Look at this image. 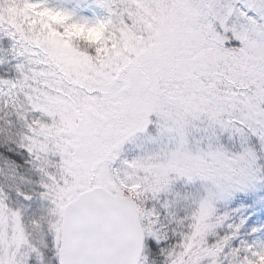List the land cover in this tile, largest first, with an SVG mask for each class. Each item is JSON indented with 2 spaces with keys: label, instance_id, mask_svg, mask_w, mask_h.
Wrapping results in <instances>:
<instances>
[{
  "label": "snow or ice",
  "instance_id": "snow-or-ice-1",
  "mask_svg": "<svg viewBox=\"0 0 264 264\" xmlns=\"http://www.w3.org/2000/svg\"><path fill=\"white\" fill-rule=\"evenodd\" d=\"M0 264H264V0H0Z\"/></svg>",
  "mask_w": 264,
  "mask_h": 264
}]
</instances>
